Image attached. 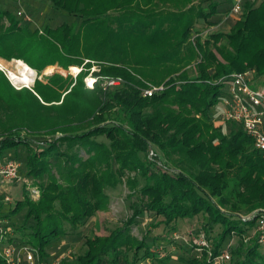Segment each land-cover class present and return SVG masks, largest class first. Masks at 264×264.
Returning a JSON list of instances; mask_svg holds the SVG:
<instances>
[{"label": "trees", "instance_id": "1", "mask_svg": "<svg viewBox=\"0 0 264 264\" xmlns=\"http://www.w3.org/2000/svg\"><path fill=\"white\" fill-rule=\"evenodd\" d=\"M52 3L81 16V22L40 32L0 9V57L21 58L40 71L89 59V67L93 60L100 70L93 88L85 86L82 72L73 86L55 73L46 76L47 83L35 80L31 90L14 88L0 70V110L9 118L0 120V161L25 145L27 176L40 189L33 198L25 185L11 209V214L26 209L22 229L34 221L24 233L27 242L40 257L47 255L52 239L67 233L66 223L77 228L106 209L107 190L125 183L130 196H137L131 216L108 236L86 237V251L68 264L165 263L146 237L131 232L147 212L162 218L154 227L199 214L206 216V232L220 224L211 255L204 248L201 258H182L184 264H214L228 237L243 238L258 226L257 218L245 222L239 216L264 208V152L241 125L226 123L233 127L229 132L215 126L213 112L223 91L220 79L252 69L264 77V0L247 2L229 31L212 33L204 42L202 33H192L201 19L214 24L218 0H209L207 8L197 0ZM109 78L123 83L106 86ZM149 84L165 89L144 96ZM22 129L48 137L46 147L31 145ZM261 246L259 236L239 246L233 264H264ZM0 264H8L2 256Z\"/></svg>", "mask_w": 264, "mask_h": 264}, {"label": "rangeland", "instance_id": "2", "mask_svg": "<svg viewBox=\"0 0 264 264\" xmlns=\"http://www.w3.org/2000/svg\"><path fill=\"white\" fill-rule=\"evenodd\" d=\"M197 2L202 3L203 6L207 8L209 0H197ZM0 9L8 10L13 13L19 20V25L23 27L26 26L30 30L38 29L40 32H44L45 28L47 27L55 29L63 23L76 25L82 20L81 16L69 13L56 7L52 3V0H0ZM19 10H24V12L29 15V19L19 17L17 14ZM242 15L240 16V18L242 17ZM199 21L196 24L192 34L193 36H196L197 33H202V38L200 40L201 42H204L203 40L217 31H229V29L236 22L234 19H229L226 22H223L220 25L216 24L217 26L211 28L209 20L205 21L201 19V22ZM1 23H3L6 28L10 26V22L7 18H3ZM190 41L196 44V40H194V38H191ZM19 60L28 64L21 58L0 57V63L2 64L0 65V70L5 73V75L10 79V82L14 86V88L18 90L23 88L25 84L14 83L9 74V70L18 71V64L16 62ZM89 61L91 60L85 59V61L81 63L72 62L71 64H68L67 67H61L60 65H50L42 71L32 67L30 64L28 65L36 71V77L34 81L41 80L44 83L49 82L46 78L47 75L57 73L65 78L68 77L69 82L73 86L74 84H76L79 75L82 74V72H87V74L83 76V81L85 86L89 87L87 86L88 84L86 82V78H88L89 81L91 79H94L96 81L97 78L94 72L100 70L99 63L92 60V66L89 67ZM1 67L5 70L1 69ZM72 67H82V71L77 76H74L70 73L76 72V70H71ZM247 72H250L252 75L250 76L249 74V77L251 78L254 87L264 86V77L255 76L253 69L247 70ZM34 85L35 82L25 87H29V89L31 90L33 89ZM218 103L213 109L214 125L222 127L225 132H229L231 131V129H233V127H227L228 125L225 124L219 125L215 121ZM8 119L9 118L6 117V115L0 110V120L7 122ZM31 120L38 123V119ZM235 129H237V127ZM31 131L32 130L29 129H22L21 131L18 130L21 136L30 137V143L34 147H46L45 139H47L48 137L36 135ZM37 132L40 133V131ZM0 134H3L2 130H0ZM53 135L55 136H50L49 139H53L56 137V134ZM99 140L107 141L103 137H100ZM27 155V147L25 145H21L18 147V149H16V151H7L2 159L5 160L8 158H13L16 159L20 165V178L16 179L13 183L10 184L11 186L9 187L8 191H0V218L3 221V227L6 231L5 235L7 236L5 244H14L16 253H20V255L18 256L19 264H32L26 260V255L24 254L26 247L32 246L27 242L24 233L32 231L30 226L34 225V221L31 220L27 224L26 228L22 229L26 209L20 210L17 214H11V209L15 206L16 202L23 198L24 186H29V189H31V186L35 185L34 180L31 177L27 176L26 173ZM60 181H62V179H60ZM36 189L38 190V194H35L30 190V194L33 196V198L34 195L40 196V189ZM107 193L110 196L108 207L103 210H97L93 216L87 218L77 228H74L70 224L66 223L65 227L67 233L58 238L52 239L50 245L46 248L47 255L41 257L39 256V263L44 262L50 264L53 262H59L60 264H68L72 262L75 257L74 255L83 254L86 251V237L95 234L100 236H108L111 234L114 228L121 226L123 222L131 216V205L134 201H137V196H130V191L125 183L119 184L116 189L107 190ZM6 194L11 198L9 201L5 200L4 196ZM245 213L246 212H244L243 214ZM160 219L162 218L152 216L147 212L143 216L138 218V224L134 225L131 230V232L139 239L146 237L147 245L153 251L159 252L161 254L160 257L166 258V262H160V264H184L182 258H201L200 249H194V245H198L200 236H206V239L209 242V250H211V248H213L214 246V241L218 239L219 234L222 231V226L220 224H217L214 226V228H209V232H206V216L204 214H199L193 218L178 219L172 226H166L164 223L160 222L156 227H154V224ZM173 226L176 228L175 230H171V227ZM259 235L260 233L258 231V226L253 225L250 231L246 232L243 238H240V236L236 234L228 237L224 245L225 249H223V251H228L232 256V260L229 264H233L235 262L234 250L239 248V246L241 245H249L253 241V239L256 236L258 237ZM245 238H249L248 242H245ZM260 250L264 255V243H262ZM140 254L142 255L143 251H141ZM216 257L217 256L213 257L214 263ZM36 259L37 256L35 257V264ZM146 263L157 264V262L154 263L150 261H146Z\"/></svg>", "mask_w": 264, "mask_h": 264}, {"label": "built area", "instance_id": "3", "mask_svg": "<svg viewBox=\"0 0 264 264\" xmlns=\"http://www.w3.org/2000/svg\"><path fill=\"white\" fill-rule=\"evenodd\" d=\"M229 4V16L232 18H239L245 8V4L252 0H224ZM21 18L29 19V15L24 10L17 12ZM78 71L75 73L70 72L74 76H77L82 67H77ZM1 69H3L1 67ZM5 70V69H3ZM72 70V69H71ZM73 71V70H72ZM87 86L92 88L94 86V79L89 81L86 78ZM223 85L222 95L220 96L221 107L219 106L216 113L215 121L219 125L226 123H236L241 125L244 131L250 135L254 141V147L264 152V89L254 87L249 72L232 73L229 76H225L220 79ZM123 83L122 78H109L106 80V86H118ZM165 89L164 84L154 85L149 84L148 87L143 88L144 96H153L155 93L161 92ZM220 108V109H219ZM153 151L150 155H153ZM20 165L16 159L8 158L0 161V191H8L10 184L16 179L20 178ZM37 188V187H36ZM35 186H31V191L38 194V190ZM33 193V194H34ZM5 200L9 201L11 198L9 195H5ZM37 197V195H34ZM240 219L243 221H249L253 218L258 219V231L259 241L264 243V208H258L251 212L241 214ZM5 229L3 227V221L0 218V256H2L8 264H19L18 256L20 253H16L14 244H5L7 236L5 235ZM198 248L202 251L204 248L209 251V242L206 236H200L198 240ZM26 260L32 264H49L39 263L38 250L33 246L26 247L25 253ZM232 260L231 254L228 251H223L215 258L214 264H229ZM50 264H60L59 262H53Z\"/></svg>", "mask_w": 264, "mask_h": 264}, {"label": "bare ground", "instance_id": "4", "mask_svg": "<svg viewBox=\"0 0 264 264\" xmlns=\"http://www.w3.org/2000/svg\"><path fill=\"white\" fill-rule=\"evenodd\" d=\"M16 63L18 64V71L9 70V74L13 79L14 83H24L25 85H31L33 82H35L34 79L36 77V71L21 60L17 61ZM0 65L2 64L0 63ZM72 70L78 71V68L72 67Z\"/></svg>", "mask_w": 264, "mask_h": 264}, {"label": "crops", "instance_id": "5", "mask_svg": "<svg viewBox=\"0 0 264 264\" xmlns=\"http://www.w3.org/2000/svg\"><path fill=\"white\" fill-rule=\"evenodd\" d=\"M218 1H219V5L217 8V14L211 18V21H213V23H214L213 25H211V28H214L215 26L220 25L221 23L226 22L229 19H234L235 21L240 19V17L239 18H232L229 16V4L226 1H224V0H218ZM255 1L257 2L256 5H258L262 0H255ZM199 22H201V20ZM249 74H250V76H252L250 72H249ZM259 88L264 89V86H261ZM219 106L221 107V103H218V107ZM263 128H264V123H263Z\"/></svg>", "mask_w": 264, "mask_h": 264}, {"label": "water", "instance_id": "6", "mask_svg": "<svg viewBox=\"0 0 264 264\" xmlns=\"http://www.w3.org/2000/svg\"><path fill=\"white\" fill-rule=\"evenodd\" d=\"M25 86H28V85H25Z\"/></svg>", "mask_w": 264, "mask_h": 264}]
</instances>
